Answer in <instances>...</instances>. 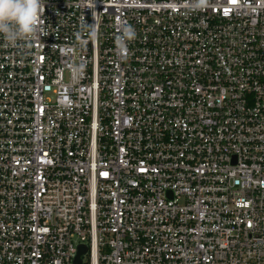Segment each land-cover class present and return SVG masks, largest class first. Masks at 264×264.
<instances>
[{
    "label": "built area",
    "instance_id": "1",
    "mask_svg": "<svg viewBox=\"0 0 264 264\" xmlns=\"http://www.w3.org/2000/svg\"><path fill=\"white\" fill-rule=\"evenodd\" d=\"M44 3L0 36V264H264V0Z\"/></svg>",
    "mask_w": 264,
    "mask_h": 264
},
{
    "label": "clouds",
    "instance_id": "2",
    "mask_svg": "<svg viewBox=\"0 0 264 264\" xmlns=\"http://www.w3.org/2000/svg\"><path fill=\"white\" fill-rule=\"evenodd\" d=\"M208 0H193V10L207 7ZM44 0H0V36L13 46L29 47L42 32ZM95 35V29L92 30ZM134 29L126 26L121 41L132 39Z\"/></svg>",
    "mask_w": 264,
    "mask_h": 264
},
{
    "label": "water",
    "instance_id": "3",
    "mask_svg": "<svg viewBox=\"0 0 264 264\" xmlns=\"http://www.w3.org/2000/svg\"><path fill=\"white\" fill-rule=\"evenodd\" d=\"M84 252H85V249L82 251V248H81V252L79 253V256L77 257V262L80 263V255H81L82 253H84Z\"/></svg>",
    "mask_w": 264,
    "mask_h": 264
}]
</instances>
